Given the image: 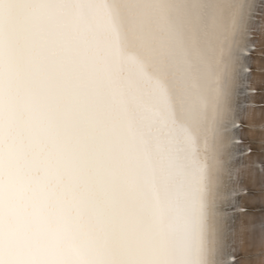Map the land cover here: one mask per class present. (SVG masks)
Masks as SVG:
<instances>
[{
    "label": "bare ground",
    "instance_id": "bare-ground-1",
    "mask_svg": "<svg viewBox=\"0 0 264 264\" xmlns=\"http://www.w3.org/2000/svg\"><path fill=\"white\" fill-rule=\"evenodd\" d=\"M0 264H264V0H0Z\"/></svg>",
    "mask_w": 264,
    "mask_h": 264
}]
</instances>
